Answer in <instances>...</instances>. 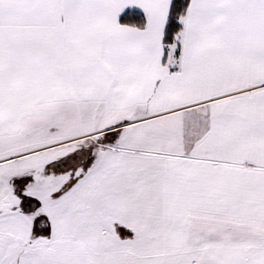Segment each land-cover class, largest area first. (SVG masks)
Returning <instances> with one entry per match:
<instances>
[{"label":"snow or ice","instance_id":"snow-or-ice-1","mask_svg":"<svg viewBox=\"0 0 264 264\" xmlns=\"http://www.w3.org/2000/svg\"><path fill=\"white\" fill-rule=\"evenodd\" d=\"M0 264H264V0H0Z\"/></svg>","mask_w":264,"mask_h":264}]
</instances>
